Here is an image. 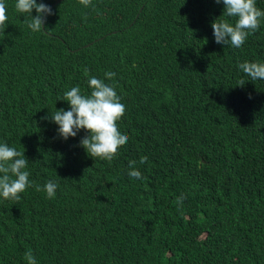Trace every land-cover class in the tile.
<instances>
[{
    "label": "trees",
    "instance_id": "obj_1",
    "mask_svg": "<svg viewBox=\"0 0 264 264\" xmlns=\"http://www.w3.org/2000/svg\"><path fill=\"white\" fill-rule=\"evenodd\" d=\"M3 2L0 143L25 150L34 185L58 188L0 197V264L28 250L37 264H264V80L237 86L238 64L264 62V19L237 49L214 42V0H37L54 13L44 32ZM93 76L126 106L112 161L46 118ZM141 156L143 178L129 177Z\"/></svg>",
    "mask_w": 264,
    "mask_h": 264
},
{
    "label": "clouds",
    "instance_id": "obj_2",
    "mask_svg": "<svg viewBox=\"0 0 264 264\" xmlns=\"http://www.w3.org/2000/svg\"><path fill=\"white\" fill-rule=\"evenodd\" d=\"M84 7L91 6V0H79ZM216 4H223L222 16L216 17L211 22L214 42L219 45L231 46L239 49L255 33L264 19V10L256 6V0H214ZM15 10L21 15H27L25 21L27 27L33 32H44L46 19L53 15L50 4L37 3V0H16ZM35 10V15H32ZM6 5L0 0V30L6 28ZM231 21V22H230ZM238 69L247 80L241 79L237 86L243 87L246 81L264 80V62L244 61L238 64ZM104 76L111 80L115 73L105 72ZM87 86L91 89L90 94L85 95L79 86L65 91L58 100L66 101L68 110L55 109L52 115L46 117L57 125V136L67 141L74 138L83 130V135L78 147L83 148L86 155L94 159L112 161L118 154V149L124 146L129 137L121 132L118 121L124 115L126 106L121 103V97L117 94L114 86L105 82L104 79L90 77ZM251 99V95H249ZM23 151H18L7 143H0V197L6 200L20 201L21 195L27 188L35 186L36 191L46 193L48 199H52L58 188L54 181L46 182L42 187L34 185L29 179L27 171L29 160ZM147 156H141L139 161H129L128 176L142 179L137 164H145ZM26 264H37V260L31 250L24 253Z\"/></svg>",
    "mask_w": 264,
    "mask_h": 264
}]
</instances>
